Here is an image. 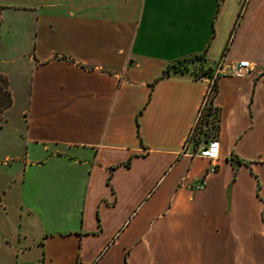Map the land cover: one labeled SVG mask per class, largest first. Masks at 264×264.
<instances>
[{"label": "crops", "instance_id": "0c3cea01", "mask_svg": "<svg viewBox=\"0 0 264 264\" xmlns=\"http://www.w3.org/2000/svg\"><path fill=\"white\" fill-rule=\"evenodd\" d=\"M0 49V264H264V0H0ZM194 55L250 65L216 160L183 151L210 78L163 76Z\"/></svg>", "mask_w": 264, "mask_h": 264}, {"label": "rangeland", "instance_id": "374dc122", "mask_svg": "<svg viewBox=\"0 0 264 264\" xmlns=\"http://www.w3.org/2000/svg\"><path fill=\"white\" fill-rule=\"evenodd\" d=\"M1 51V49H0ZM203 64V63H202ZM204 65V64H203ZM198 66V65H196ZM194 65H191L190 68L193 69L196 67ZM6 81L4 77L0 76V101L4 98V93L5 89L7 88V84H5ZM2 106L0 107V109ZM208 108V103H206L201 110L200 115L198 116V120H196L194 126L192 127L189 136L187 137L185 141V148L184 152L185 153H190L193 154L195 151H193L194 144L200 140L199 142V148L196 153H199L201 148L203 147H208L210 145V140L208 138V143L203 142V140L206 138L208 135H212L214 130H213V122L215 121L216 118V111L215 109H211L210 115H207V109ZM1 111V110H0ZM3 111L0 112V153H2V150H6L8 146H10L14 141H16V137L13 131V127H20L19 121H13L12 118L8 116H5L2 114ZM2 162H4L3 158H0V166H2Z\"/></svg>", "mask_w": 264, "mask_h": 264}, {"label": "trees", "instance_id": "16d2710c", "mask_svg": "<svg viewBox=\"0 0 264 264\" xmlns=\"http://www.w3.org/2000/svg\"><path fill=\"white\" fill-rule=\"evenodd\" d=\"M244 6H245V3L242 4L241 6V9H240V12L237 16V19L235 21V26L238 24V21L240 20L242 14H243V11H244ZM235 26L233 27V30L232 32H234L235 30ZM227 49V46L225 47V51ZM204 56L203 55H194V56H188V58H183V59H180V60H177L175 62H172L163 72V76L165 75H169L171 73H184V72H190L193 76V78L195 79H198V78H201V77H212V74H213V71L210 67H206L204 66ZM191 65H198L196 67H194L193 69L190 68ZM6 84V83H5ZM216 80L214 81L213 83V87L211 89L210 92H208L205 96V99L203 101V104L201 105V109L199 110V114L198 116L200 115L201 113V110L203 109L204 105L206 103H208V108L206 109L207 110V115H210V112H211V109L213 107V99L215 97V94H216ZM5 90V95H4V98L0 101V107L2 106V108L0 109L1 111H5L7 108L10 107L11 105V97L9 94V91L7 88H4ZM213 109H215L213 107ZM0 111V112H1ZM216 111V118H215V121L213 122V134L210 136H206V138L203 140V142L205 143H208V138H209V142H213L216 140L217 136H218V133H219V119L218 118V114H217V110L215 109ZM198 119V117H197ZM199 142L200 140H198L194 145V148H193V151L197 152L198 148H199ZM194 154V152H193ZM235 163H240L239 160H233L231 159V164H235ZM241 164V163H240Z\"/></svg>", "mask_w": 264, "mask_h": 264}, {"label": "built area", "instance_id": "2783aa9c", "mask_svg": "<svg viewBox=\"0 0 264 264\" xmlns=\"http://www.w3.org/2000/svg\"><path fill=\"white\" fill-rule=\"evenodd\" d=\"M249 70H250V65L246 61H241L236 64H232L228 66H225L222 63H217L213 71L212 77H210V84L207 93L211 91L214 81L217 80V78L220 75H227L233 78H242L248 73ZM214 145L215 143L211 142L209 146H214ZM210 148L211 147L205 150H201L202 152H200V156L207 157L210 160H216L217 153L216 151L212 152V148L211 149Z\"/></svg>", "mask_w": 264, "mask_h": 264}]
</instances>
